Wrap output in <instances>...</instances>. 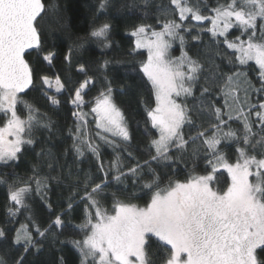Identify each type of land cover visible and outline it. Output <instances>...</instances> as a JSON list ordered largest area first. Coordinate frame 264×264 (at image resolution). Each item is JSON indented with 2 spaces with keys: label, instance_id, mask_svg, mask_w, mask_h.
Returning a JSON list of instances; mask_svg holds the SVG:
<instances>
[{
  "label": "snow or ice",
  "instance_id": "6c2138e0",
  "mask_svg": "<svg viewBox=\"0 0 264 264\" xmlns=\"http://www.w3.org/2000/svg\"><path fill=\"white\" fill-rule=\"evenodd\" d=\"M170 4L174 6L173 16L178 15V20L158 19V30L152 25L140 24L131 32L135 41L130 54L147 50V58L140 61L139 70L150 83L155 98V106L146 107L151 126L159 133L158 138L151 141L150 147L155 151L151 161L171 160L173 147L185 150L189 141L195 143L202 139L205 166L210 172L189 175L183 181L169 179L161 187L159 176L149 167L153 179L143 188L151 195L144 206L115 198L113 194L111 207H105L107 173L105 180L91 184L90 190V182H86V191L81 198L87 201L85 214L82 223L76 226L83 232V238L71 243L79 252L80 264H155L150 252L153 243L167 253L161 264H264V153L256 152L257 146L264 148V135L254 131L250 119L254 116L257 126L264 132V100L250 102V91L264 92V39H256L258 20L261 21L259 30L264 34V0H218L215 7L208 9V15L204 14L201 0H170ZM105 6L106 0H101L100 7ZM44 9L42 0H0V162L3 163L17 160L24 145L34 143L35 129L50 126L44 122L39 109L21 97L34 86V69L26 55L30 54L29 50L41 46L35 21ZM159 11L167 14L168 10ZM191 21L197 23L191 24ZM204 22L209 26L200 31L210 33L217 43L222 37L223 44L233 50L235 58H229L230 65L254 62L259 70L261 87L255 88L247 80V73L237 70L224 74L220 86L223 107L210 105L209 113L214 122L186 140L183 128L186 124L192 125L193 121L187 105L179 102V98L193 95L201 65L183 51L185 33L190 34L193 27ZM110 28V24L103 23L90 35L107 47ZM233 30H238L240 35L229 40ZM199 35L197 32L192 38L198 40ZM177 41L181 55L173 57L171 50ZM53 58L51 53L43 56L49 65ZM70 59L71 49L65 56L66 61ZM108 63L105 61L102 67ZM78 72L86 78L78 82L79 87L74 89V98L70 102L82 108L86 103L85 90L95 81L87 76L83 65L79 66ZM105 79L106 87L94 98L91 113L95 114V125L100 130L97 136L116 147L114 141L102 133L120 137L123 141H128L130 136L124 113L113 101L111 82ZM40 80L48 89L53 87L50 77L41 76ZM64 90L65 84L57 75L55 92ZM208 91L207 87L203 88L201 95ZM48 99L54 106L60 103L54 96ZM20 104L24 105V116L18 111ZM73 115L76 117L73 147L77 155L83 156L87 149L99 158L98 147L86 131V114L74 112ZM236 121L240 122L241 128L231 127L229 122ZM222 142L237 145L235 160L221 150ZM149 164L145 161V165ZM141 167L137 164L125 173L119 156L111 163V168L117 172L114 179L118 183L126 175L136 177ZM100 168L103 171L102 164ZM221 170L227 173L228 179L224 187H214L216 174ZM35 182L39 190L41 182L39 179ZM24 185L9 188V200L13 205L8 209L10 216L27 207L25 199L30 186L28 182ZM72 207L70 200L68 211ZM33 226L36 234L44 237L53 227H64V223L61 215H57L43 230L39 225ZM5 236L4 230L0 229V238ZM12 242L21 245L25 252L39 243L27 225L16 230ZM22 261L23 257L16 264H22ZM0 264H6L3 258H0Z\"/></svg>",
  "mask_w": 264,
  "mask_h": 264
},
{
  "label": "trees",
  "instance_id": "16d2710c",
  "mask_svg": "<svg viewBox=\"0 0 264 264\" xmlns=\"http://www.w3.org/2000/svg\"><path fill=\"white\" fill-rule=\"evenodd\" d=\"M45 12L38 20L36 27L40 34V48L27 55L30 65L34 69V86L24 96L28 104L38 108L44 117V122L49 123L48 128L39 127L33 132L34 143L24 145L18 159L7 164L0 163V229L6 233L5 238H0V258L6 264H16L23 257L22 264H80V255L71 241L83 238L76 226L83 221L86 200L85 183H100L105 180L107 173L108 187L104 189L106 198L103 203L110 208L115 198L131 201L139 206H144L149 200L151 192L143 188L146 182L153 179L149 167L159 176V184L164 187L169 179L185 180L189 175H206L204 160V146L202 139L193 143L189 141L185 150L171 149L172 159L168 161H151L155 151L150 147L151 141L158 138V131L151 126L147 117L146 107L155 106V98L151 85L140 69V61L147 58L146 51L137 50L132 53L135 37L132 30L140 25H152L159 29L157 20L167 19L164 12L167 9L172 13L174 6L170 0H106V6L100 7L101 0H43ZM225 2V0H219ZM218 0H201L204 14H210L208 9L217 5ZM171 18L179 19L177 16ZM103 23L110 24L108 45L90 33ZM261 21L258 20L256 39H264V34L259 30ZM189 24V21L187 23ZM191 24H194L191 21ZM200 32L199 39L192 37ZM240 35L238 30H233L228 39L232 40ZM246 38V37H243ZM180 45V44H179ZM71 49L70 61L65 60ZM184 51L193 60L201 65L199 80L193 87V95L179 98V102L187 105L193 121L192 125L186 124L183 128L184 137H194L199 131L207 129L214 122V117L209 113V106L223 107L224 97L220 92L224 74L233 71L247 73V80L255 88L261 87L258 78V68L254 62L247 65H230L228 60L235 56L233 50L223 44V38L217 43L210 33L200 31V27H193L191 33H185ZM53 54L52 64L43 60V56ZM173 53L178 54V44L173 48ZM108 61L106 67H102ZM83 65L87 76L92 77L94 85H89L85 90V105L82 107L87 119L88 135L98 147L99 158L87 149L83 156H78L73 147L75 133L76 112L75 106L70 102L74 98V89L79 87L86 77L78 72ZM59 75L65 84V90L59 95L48 92L41 84V76H48L53 81ZM111 82L114 103L124 113L130 139L123 141L119 137L108 136L114 141L116 147L105 143L97 136L100 130L96 128L95 116L91 113L94 98L106 87V79ZM243 79V77H241ZM209 91L201 95L202 89ZM45 91L47 95H45ZM243 97V93H240ZM49 96H54L60 101L58 106L51 104ZM250 102L257 103L264 100V92L250 91ZM19 113L24 116V105H18ZM227 119V117H224ZM253 129L259 135L264 132L257 126L254 116ZM2 122V117H0ZM234 129L241 128L239 121L229 122ZM71 130V131H70ZM254 137L255 139L259 138ZM237 145L222 142L221 150L231 159L236 158ZM256 152L264 153V148L257 146ZM119 156L122 171L140 164L142 167L136 177L126 175L118 183L114 177L117 172L111 168V163ZM149 161V165H145ZM103 165L101 171L100 165ZM222 173V174H221ZM217 173L214 187H224L228 179L227 173L221 170ZM36 179L41 186L37 190ZM28 182L30 191L26 194V208H22L15 216L8 214V209L13 207L9 200V188L25 186ZM73 207L68 211V204ZM57 215H61L64 227H53L44 237L35 232V225L41 230L47 228ZM21 225H27L33 237L39 242L36 247L25 252L21 245L13 244V237ZM153 241L155 238L153 237ZM155 264H161V259L167 255L163 248H158L155 243L150 249Z\"/></svg>",
  "mask_w": 264,
  "mask_h": 264
},
{
  "label": "rangeland",
  "instance_id": "374dc122",
  "mask_svg": "<svg viewBox=\"0 0 264 264\" xmlns=\"http://www.w3.org/2000/svg\"><path fill=\"white\" fill-rule=\"evenodd\" d=\"M166 17H167V19H171V16H173L172 15V13H167L166 15H165ZM194 22V24H196L197 22H195V21H193ZM185 23H187V21H185ZM186 25H188V24H186ZM209 26V24H208V22H204V24L203 25H200V26H198V27H200V29L202 28V27H208ZM176 44H178V48H179V53L178 54H175V53H173V48L175 47V45ZM173 48H172V50H171V55L173 56V57H178V56H180L181 55V46L179 45V42L177 41V42H175L174 44H173ZM140 51H146L147 52V50L146 49H140ZM183 51H184V49H183ZM185 52V51H184ZM52 83H53V87L51 88V89H48L47 88V86H45V88H46V90L48 91V92H51L53 95H59L60 93H56L55 92V81H53L52 80ZM75 106V105H74ZM94 106V105H93ZM75 108H76V112H82V113H84L83 112V110H82V108H77L76 106H75ZM94 114V113H93ZM94 116H95V114H94ZM85 119H86V116H85ZM87 120V119H86ZM87 129V128H86ZM158 131V130H157ZM103 134H107L108 136H112L111 134H108V133H103ZM159 134V133H158ZM120 138V137H119ZM9 162H11V161H9ZM8 162V163H9ZM0 163H2V164H7V163H3V162H0Z\"/></svg>",
  "mask_w": 264,
  "mask_h": 264
},
{
  "label": "water",
  "instance_id": "95a60500",
  "mask_svg": "<svg viewBox=\"0 0 264 264\" xmlns=\"http://www.w3.org/2000/svg\"><path fill=\"white\" fill-rule=\"evenodd\" d=\"M42 2H43V0H42ZM43 4H44V2H43ZM44 5H45V4H44ZM44 12H45V9H44V11L41 13V15H40L39 17H37V20L35 21V26H36L38 20L43 16ZM37 30H38V29H37ZM37 50H38V49H31V50H29V53L31 54V53H33V52H35V51H37ZM26 56H27V55H26ZM31 88H32V87H31ZM31 88L28 89V90H26L25 93H22L21 96L26 95V94L31 90Z\"/></svg>",
  "mask_w": 264,
  "mask_h": 264
}]
</instances>
